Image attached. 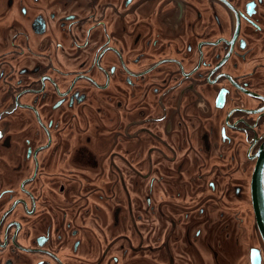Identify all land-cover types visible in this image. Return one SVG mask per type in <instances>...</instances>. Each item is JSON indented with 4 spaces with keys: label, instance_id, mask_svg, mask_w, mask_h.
<instances>
[{
    "label": "flooded vegetation",
    "instance_id": "af4514ba",
    "mask_svg": "<svg viewBox=\"0 0 264 264\" xmlns=\"http://www.w3.org/2000/svg\"><path fill=\"white\" fill-rule=\"evenodd\" d=\"M264 0H0V264H264Z\"/></svg>",
    "mask_w": 264,
    "mask_h": 264
},
{
    "label": "water",
    "instance_id": "95a60500",
    "mask_svg": "<svg viewBox=\"0 0 264 264\" xmlns=\"http://www.w3.org/2000/svg\"><path fill=\"white\" fill-rule=\"evenodd\" d=\"M254 207L258 218L260 234L264 242V159L257 169L253 184Z\"/></svg>",
    "mask_w": 264,
    "mask_h": 264
}]
</instances>
